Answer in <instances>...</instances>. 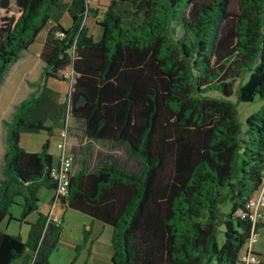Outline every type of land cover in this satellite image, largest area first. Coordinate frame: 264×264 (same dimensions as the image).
<instances>
[{
    "label": "trees",
    "instance_id": "trees-1",
    "mask_svg": "<svg viewBox=\"0 0 264 264\" xmlns=\"http://www.w3.org/2000/svg\"><path fill=\"white\" fill-rule=\"evenodd\" d=\"M105 1L96 40L89 0H0V89L51 26L42 85L4 121L0 179V226L15 220L18 198V221L38 218L26 222V241L0 230V264H51L58 250L62 226L39 213L40 189L59 187L49 142L32 153L20 141L23 133L51 136L46 122L64 116L81 121L88 139L125 146L139 161L132 168L113 152L94 169L72 168L59 197L113 228V264H239L259 229L239 213L264 186V106L245 131L237 109L264 98V0ZM50 80L70 84L64 104ZM83 236L91 246L92 231Z\"/></svg>",
    "mask_w": 264,
    "mask_h": 264
},
{
    "label": "crops",
    "instance_id": "crops-1",
    "mask_svg": "<svg viewBox=\"0 0 264 264\" xmlns=\"http://www.w3.org/2000/svg\"><path fill=\"white\" fill-rule=\"evenodd\" d=\"M50 27L51 26H49V29ZM42 36L44 37L41 41V49L33 50L30 47L29 50L24 53L23 57L11 67L3 85L1 86L0 131H3V128H5L4 121L9 119L10 116L14 115L15 108L29 96L37 93L42 85V73L46 64L41 57V52L47 34H41L39 38H42ZM59 83L67 84L69 91L70 84L67 82L50 80L47 86L54 92L58 93L62 98L63 95L56 88L57 84L59 85ZM27 91L30 93L28 96L27 93H25ZM68 91H66L64 94L66 97L69 93ZM50 126L53 128L52 134L61 140L59 144L62 143L61 133L63 131L67 132L65 151L67 154L72 155L75 159L73 173L81 169L84 163L89 169H94L99 162H103L105 160L107 154L117 152V150H121L123 152L124 156H121L120 158L130 167L137 168L139 166V161L132 160L128 157L125 146H116L115 143L113 144L109 142L88 139L85 136L84 127L81 121L72 119L69 116H64L55 121V123ZM49 153L53 156V164L58 165L62 151L60 150L56 154L50 151ZM5 154L6 151H2V156H4V159ZM124 157H126V159ZM1 161L3 160L1 159ZM130 161H134L135 165L131 164ZM2 168L3 165L1 166L0 164V169ZM1 173L2 171L0 172V175ZM41 194H44V197H46L44 202L41 199ZM38 196L40 200V214L45 216L61 217L63 219L59 245L64 246L67 251H69L70 263H72L75 256L77 258V264L83 259H85L84 262H87V264H108L110 261H113V228L110 225H106L97 220L93 221L90 217L82 214L87 219L83 221V226L80 229H75L68 222V219L71 216H69V211L72 212L74 210L68 209L62 203L55 191L41 188ZM11 215L15 220H10V218H7L0 226L1 232L9 233L13 222H16V224H19L20 228L19 235L24 241H26L30 231V226L27 223H34L38 218V214L30 216L24 223H20L18 221L22 216L21 214V216H18L16 213H14V211H12ZM85 227L87 230L92 231L91 240H93V244L91 246L85 245L83 236V229ZM245 250L246 252L256 254L259 257L260 264H264V220L259 224L257 242L253 245L247 246ZM14 264H24L23 259L15 261Z\"/></svg>",
    "mask_w": 264,
    "mask_h": 264
},
{
    "label": "rangeland",
    "instance_id": "rangeland-1",
    "mask_svg": "<svg viewBox=\"0 0 264 264\" xmlns=\"http://www.w3.org/2000/svg\"><path fill=\"white\" fill-rule=\"evenodd\" d=\"M108 5H109L108 1H105V0L93 2L91 4V8L95 11V13L91 14V17L87 19L86 25L88 26V28L90 30V35H92L96 40H98L101 36V28L99 26V22L102 20L103 15L108 8ZM61 24L66 29L71 27L72 20L68 14L64 15V17L61 20ZM49 26L42 32V35L47 34V32L49 30ZM43 37L44 36H42V38H39L37 40V42H35L31 46V49H33V50L41 49V47H42L41 41H42ZM65 75L67 77H69L70 72L66 71ZM247 78H248V75L245 77V80H247ZM56 88L63 95L62 98H60V102L64 104L66 102V98H67L64 94L66 93V91H68V86H67V84L59 83V85L57 84ZM25 93H27V96L30 94L29 91H27ZM211 96L219 97L218 94H211ZM233 100L235 101L236 98L233 97ZM263 106H264V98H256L255 101L251 102V103H240V104H238V107H237L238 119H239V122L241 123L243 131L246 130L247 118L250 115L258 112ZM12 117L13 116H10V118L7 120L11 121ZM54 123H55L54 121L48 120L46 122V125L51 127L50 125H53ZM5 133H6V128H3V131L2 130L0 131V164H1V166L4 164V156H2V151L5 152L6 148H7ZM47 142H49V151L50 152H53L54 154H56L60 151L58 144L61 142V140H59V138H57L53 134L50 136L49 133L46 131H42L40 133H23L21 135L20 146L28 152L39 153L43 150V147ZM117 155L119 157L124 156L123 152L121 150H117ZM124 158L126 159V157H124ZM1 159L3 161H1ZM130 163L135 165L134 161H130ZM1 171H2V169H0V172ZM1 175H2V173H1ZM1 178H2V176H1ZM45 198L46 197H44V194H41V199L43 202H44ZM23 202H24L23 198H18L17 203L12 206L10 212L12 213V211H14V213H16L18 216H21L23 213V207H22ZM69 216H70V218L68 219V222L75 229H80L83 226V221L87 219L82 214L76 213L74 211H72V212L69 211ZM8 234L19 235L20 234L19 224H16V222H13ZM84 260L85 259L79 261L78 264H84L85 263ZM50 262H51V264H72V263H70V260H69V251H67V249L64 246H60V245L58 247V250H56L51 255ZM75 264H77V263H75ZM108 264H113V262L110 261V263H108ZM239 264H241V263H239Z\"/></svg>",
    "mask_w": 264,
    "mask_h": 264
},
{
    "label": "built area",
    "instance_id": "built-area-1",
    "mask_svg": "<svg viewBox=\"0 0 264 264\" xmlns=\"http://www.w3.org/2000/svg\"><path fill=\"white\" fill-rule=\"evenodd\" d=\"M100 0H89V3ZM67 132L61 133L62 143L59 144V149L62 151L58 165L52 169V177L59 182V187L56 192L58 197L65 196L68 193L69 177L74 164V157L65 151V143ZM242 219L251 221L254 225L260 224L264 220V187L260 189L246 204L245 209L240 211ZM49 222L56 226H62L63 219L61 217L49 216ZM258 232L254 231L251 238L247 242V246L253 245L257 242ZM241 264H260L259 257L251 252L244 250L240 255Z\"/></svg>",
    "mask_w": 264,
    "mask_h": 264
}]
</instances>
